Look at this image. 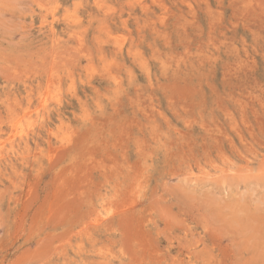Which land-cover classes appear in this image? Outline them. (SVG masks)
Returning <instances> with one entry per match:
<instances>
[{"label":"rangeland","instance_id":"1","mask_svg":"<svg viewBox=\"0 0 264 264\" xmlns=\"http://www.w3.org/2000/svg\"><path fill=\"white\" fill-rule=\"evenodd\" d=\"M0 264H264V0H0Z\"/></svg>","mask_w":264,"mask_h":264},{"label":"bare ground","instance_id":"2","mask_svg":"<svg viewBox=\"0 0 264 264\" xmlns=\"http://www.w3.org/2000/svg\"><path fill=\"white\" fill-rule=\"evenodd\" d=\"M232 52V51H231ZM230 52V53H231ZM233 52H235V51H233ZM239 64V63H238ZM144 68V67H143ZM236 69V68H235ZM239 70V69H238ZM241 72V71H240ZM146 76V75H145ZM118 80V79H117ZM118 82V81H117ZM110 88H111V86H109ZM116 87V86H115ZM134 87H135V84H134ZM137 87V86H136ZM118 88V87H117ZM119 91V90H118ZM43 100V99H42ZM45 100V99H44ZM42 103V102H41ZM42 105V104H41ZM16 124V123H15ZM14 128H15V125L13 126ZM29 130V129H28ZM17 132V131H16ZM179 133H181V132H179ZM22 134V133H21ZM182 135V134H181ZM13 136V135H12ZM16 136V135H15ZM159 137H160V135H159ZM9 139V138H8Z\"/></svg>","mask_w":264,"mask_h":264}]
</instances>
